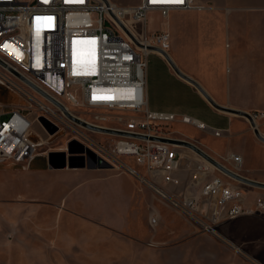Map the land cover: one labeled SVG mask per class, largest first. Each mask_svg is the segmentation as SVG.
Here are the masks:
<instances>
[{
    "label": "built area",
    "instance_id": "obj_1",
    "mask_svg": "<svg viewBox=\"0 0 264 264\" xmlns=\"http://www.w3.org/2000/svg\"><path fill=\"white\" fill-rule=\"evenodd\" d=\"M216 10L222 11L199 0H140L135 5L114 0H0V84L27 105L25 109L0 108V165L27 166L40 155L52 154L42 152L45 141L34 137L30 116L59 119V114L66 115L59 103L91 125L135 135L99 132L82 125L85 131L113 137L109 148L75 131L76 138L112 169L127 172L206 230L215 232L224 221L256 211L264 214L263 195L255 199L254 208H248L244 190L226 178L235 179L204 161L184 165L188 156L182 148L187 147L167 142L176 138L163 132L176 117L148 107L147 58L153 47L167 54L171 49L167 29L148 30V13L158 11L168 18L172 11ZM128 21L142 26L143 35ZM77 45L88 53L79 64L73 59ZM77 109L88 110L92 116L84 119L75 113ZM251 114L255 121L264 117V112ZM123 158L133 159L135 166ZM217 160L237 173L244 168L242 156L235 152ZM179 169L195 171L184 193L177 190Z\"/></svg>",
    "mask_w": 264,
    "mask_h": 264
},
{
    "label": "rangeland",
    "instance_id": "obj_2",
    "mask_svg": "<svg viewBox=\"0 0 264 264\" xmlns=\"http://www.w3.org/2000/svg\"><path fill=\"white\" fill-rule=\"evenodd\" d=\"M114 1L119 4L125 2ZM199 1L211 4L209 1ZM202 12L172 11L166 19L160 12L150 11L148 30H169L172 46V43L181 44L185 41L189 30L193 29V40L196 43L195 25ZM221 12L227 13L228 10L224 8ZM128 25L139 36L143 35L142 26L138 23L128 21ZM171 51L173 49H170L169 54ZM258 66L260 84L255 86L261 88L264 94V63ZM3 106L6 110L27 107L17 94L0 84V108ZM75 113L86 119L92 116L84 109H77ZM32 114L30 117L34 120L33 135L36 139H44L42 152L59 154L55 157L52 155V163L58 166L63 165L65 161L67 167L74 170L93 168V159L87 152L90 148L76 138L75 131H83L95 142L109 148L114 141L111 136L85 131L81 124L70 120L66 115L59 114V119L46 117L50 122L47 127L42 121L43 115ZM163 132L176 139L192 142L204 151H208L205 145H210L222 156L230 152V141L225 136L228 132L209 129L203 123L195 125L190 121V117L174 118L163 128ZM73 142H77L81 147H73ZM182 150L187 152L188 156L185 157L184 165L187 162H203L202 158L189 148ZM40 157L37 159L38 163L43 160ZM123 159L135 166L133 159ZM14 167L18 166L0 165V169L7 168L10 171ZM103 169L116 176L120 175L119 179L112 177L117 180L110 182L107 187L109 192L115 190L113 184L118 183L128 191L122 199L125 201L126 218L122 211L113 216L99 212L95 213L94 221L84 222L69 215L56 213L53 203H29L26 195L28 184L23 182L22 174L0 170V264H264L263 260L255 257L260 252L255 256L251 253L256 245L261 247L260 244L247 245L245 236H235L237 231L245 235V219L235 221L240 218L237 217L226 220L217 226L215 232L206 230L194 219L171 207L127 172L112 167ZM192 171L188 178L191 181L195 174V171ZM214 173L219 174V171ZM128 177H131L134 184ZM226 179L241 187L247 197H253L252 192L258 190L254 186ZM133 185H136L134 188L137 195L131 192ZM81 186L79 181V187ZM94 192L102 195L95 184ZM252 215L264 216L259 211ZM153 218L157 221L153 222Z\"/></svg>",
    "mask_w": 264,
    "mask_h": 264
},
{
    "label": "crops",
    "instance_id": "obj_3",
    "mask_svg": "<svg viewBox=\"0 0 264 264\" xmlns=\"http://www.w3.org/2000/svg\"><path fill=\"white\" fill-rule=\"evenodd\" d=\"M124 1L122 5H135L140 0ZM205 1L221 9L226 8L228 12L203 11L195 25L196 43L191 29L181 44L172 43L173 51L169 55L219 104L250 113L264 112V94L255 86L260 84L258 65L264 63V0ZM147 61L145 93L149 109L174 117H190L195 125L203 123L209 129L228 132L225 136L231 145L229 153L242 156L243 175L264 183V142L255 135L249 120L211 106L192 84L175 73L160 53L151 52ZM256 123L264 136V117L257 119ZM205 146L208 149L205 151L211 156L216 159L222 157L212 146ZM40 156L43 160L39 163L36 157L27 166L17 165L11 171L0 169L1 172L22 174L23 182L28 184L26 195L29 203H53L56 213L84 222L94 221L95 213L99 212L113 216L122 211L126 218L125 201L122 199L127 189L118 183L113 184L116 189L112 192L107 190L110 182L120 178L119 174L116 176L103 168L74 170L53 164L46 155ZM190 172L179 169L175 173L181 179V185L177 187L180 193L190 189ZM128 179L134 184L131 177ZM94 184L102 195L95 194ZM134 187L136 185L131 192L137 195ZM252 193L253 197L246 196L248 208H254V196H264V189L258 188ZM239 219L246 220V232L243 235L237 231L235 236H245L247 245L260 244L261 247L256 245L251 253L255 256L260 252L255 257L264 261V216L248 214L235 221Z\"/></svg>",
    "mask_w": 264,
    "mask_h": 264
},
{
    "label": "water",
    "instance_id": "obj_4",
    "mask_svg": "<svg viewBox=\"0 0 264 264\" xmlns=\"http://www.w3.org/2000/svg\"><path fill=\"white\" fill-rule=\"evenodd\" d=\"M125 31L129 34V36L135 41V43H137L138 45H140V43L133 37V35L124 27ZM153 50L161 53L163 55V57L166 59V61L169 63V65L172 67V69L175 71V73L182 78L183 80L189 82L190 84H192L200 93L201 95L211 104V106H213L215 109L222 111V112H226V113H231V114H236V115H240L243 116L245 118H247L251 124V127L254 130L255 135L264 142V136L260 133L258 127H257V123L255 121V119L253 118L252 114L250 112L244 111V110H240V109H236V108H232L229 106H225L222 104H219L217 101H215L211 95L204 89V87L193 77H191L190 75L186 74L185 72H183L180 67L175 63V61L172 59V57L167 54L166 52L162 51L159 48L153 47ZM0 63H2L0 61ZM3 64V63H2ZM19 75V74H18ZM20 76V75H19ZM22 77V76H20ZM23 78V77H22ZM24 80H26L28 83H30L27 79L23 78ZM32 84V83H30ZM32 86H34L38 91H40L42 94H44L45 96H47L43 91H41L39 88H37L35 85L32 84ZM50 98V97H49ZM51 100H53L52 98H50ZM54 101V100H53ZM57 103V102H56ZM61 109L65 112L66 116L73 120L76 123H79L91 130H95V131H99V132H107V133H112V134H118V135H125V136H135L129 133H125V132H121L115 129H109V128H103V127H97L94 125H91L83 120H81L80 118L71 115L70 113H68L65 110V107L59 103H57ZM43 123L49 127L50 122L46 119V118H42ZM157 140H166V139H157ZM167 142H174V143H178L180 145H183L189 149H191L192 151H194L197 155H199L200 157H202L203 159L207 160L208 162H210L211 164H213L218 170H220L221 172L225 173L226 175L230 176L231 178L235 179L236 181H239L241 183L250 185V186H254V187H258V188H262L264 189V183L248 178L242 174H239L237 172L232 171L231 169L227 168L226 166H224L221 162H219L215 157L211 156L210 154H208L206 151H204L202 148H200L198 145L186 141V140H180V139H169L167 140ZM94 162V165H92L93 168H110L111 164L106 161L104 158L97 156V154L91 150L88 149L87 151ZM53 154L49 155V160L52 162V160L54 159ZM62 167H66V162H63V165H61Z\"/></svg>",
    "mask_w": 264,
    "mask_h": 264
},
{
    "label": "bare ground",
    "instance_id": "obj_5",
    "mask_svg": "<svg viewBox=\"0 0 264 264\" xmlns=\"http://www.w3.org/2000/svg\"><path fill=\"white\" fill-rule=\"evenodd\" d=\"M116 2V1H115ZM87 52H84L80 45H77L76 48L73 50V59L77 64L85 61L87 59ZM85 119V118H84ZM191 150V149H190ZM202 158V157H201ZM203 159V158H202ZM204 162H206L212 169L214 168V165L208 162L207 160L203 159ZM234 167L235 165L232 164ZM239 173L243 174L242 170H237Z\"/></svg>",
    "mask_w": 264,
    "mask_h": 264
},
{
    "label": "trees",
    "instance_id": "obj_6",
    "mask_svg": "<svg viewBox=\"0 0 264 264\" xmlns=\"http://www.w3.org/2000/svg\"><path fill=\"white\" fill-rule=\"evenodd\" d=\"M73 147H81L77 142H73ZM59 154H57V153H55V154H53V156L55 157V156H58Z\"/></svg>",
    "mask_w": 264,
    "mask_h": 264
}]
</instances>
